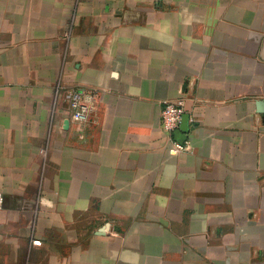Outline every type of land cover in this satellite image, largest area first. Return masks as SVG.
<instances>
[{"label":"crops","instance_id":"obj_1","mask_svg":"<svg viewBox=\"0 0 264 264\" xmlns=\"http://www.w3.org/2000/svg\"><path fill=\"white\" fill-rule=\"evenodd\" d=\"M260 101L264 0H0V264H264Z\"/></svg>","mask_w":264,"mask_h":264},{"label":"built area","instance_id":"obj_2","mask_svg":"<svg viewBox=\"0 0 264 264\" xmlns=\"http://www.w3.org/2000/svg\"><path fill=\"white\" fill-rule=\"evenodd\" d=\"M71 121L77 125H83L88 122L89 116L93 110L95 94L81 88H73L66 94ZM185 114V100L178 98L174 101H163L160 110L161 128L170 140L169 153L176 155L189 149L187 142H178L174 139V132L179 128L182 117ZM4 203V197L0 193V208ZM37 243V242H34Z\"/></svg>","mask_w":264,"mask_h":264},{"label":"water","instance_id":"obj_3","mask_svg":"<svg viewBox=\"0 0 264 264\" xmlns=\"http://www.w3.org/2000/svg\"><path fill=\"white\" fill-rule=\"evenodd\" d=\"M256 106H257L258 112H260V113L263 112V107H264L263 102H261V101L258 102ZM68 123H69L68 121H65V123H64L65 127L68 126ZM187 126H188V116L184 114L182 117V121H181L179 128L173 134V136L176 140L179 139L183 134H185L187 132Z\"/></svg>","mask_w":264,"mask_h":264}]
</instances>
